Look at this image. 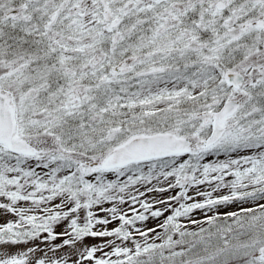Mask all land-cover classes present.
Listing matches in <instances>:
<instances>
[{
  "label": "snow or ice",
  "instance_id": "1",
  "mask_svg": "<svg viewBox=\"0 0 264 264\" xmlns=\"http://www.w3.org/2000/svg\"><path fill=\"white\" fill-rule=\"evenodd\" d=\"M0 217V264H264V0H0Z\"/></svg>",
  "mask_w": 264,
  "mask_h": 264
},
{
  "label": "rangeland",
  "instance_id": "2",
  "mask_svg": "<svg viewBox=\"0 0 264 264\" xmlns=\"http://www.w3.org/2000/svg\"><path fill=\"white\" fill-rule=\"evenodd\" d=\"M153 184H156L155 181H153ZM149 187H151V185H149ZM140 191L142 192H145V196L144 197H141V199H146L147 201L151 202L155 199H164L166 198L167 196L169 195H175V192H166V193H163V194H159V193H154V192H147L145 188L141 187L140 188ZM132 194L133 195H136V191L133 189L132 190ZM108 205H106L107 207ZM134 207H136L137 209H139V205H134ZM157 207H159V205H157ZM238 207V205H232L230 209H227V210H235L236 208ZM128 210V205H125V211ZM222 211L225 210V209H221ZM103 215V214H101ZM129 215H131V213L129 212ZM167 215V213L165 214ZM196 215L199 217L201 214L198 212L196 213ZM163 220V217L160 218L159 220H156V219H149L147 222H146V225L147 227H155L158 223L162 222ZM0 222H3V217H0ZM116 226V223L114 222L113 224L109 225V228L111 227H115ZM58 231L59 230H62V229H57ZM89 244H92V243H99V241H93V240H88L87 241ZM57 243H59V241H57Z\"/></svg>",
  "mask_w": 264,
  "mask_h": 264
}]
</instances>
